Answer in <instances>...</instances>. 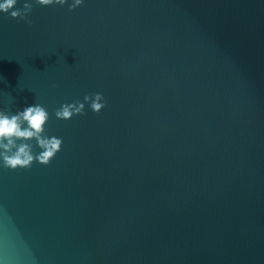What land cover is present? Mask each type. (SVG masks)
Masks as SVG:
<instances>
[{"label":"water","instance_id":"95a60500","mask_svg":"<svg viewBox=\"0 0 264 264\" xmlns=\"http://www.w3.org/2000/svg\"><path fill=\"white\" fill-rule=\"evenodd\" d=\"M28 19L0 14V108L40 104L63 144L0 168V264H264V0ZM95 94L99 114L55 117Z\"/></svg>","mask_w":264,"mask_h":264},{"label":"clouds","instance_id":"9594fccd","mask_svg":"<svg viewBox=\"0 0 264 264\" xmlns=\"http://www.w3.org/2000/svg\"><path fill=\"white\" fill-rule=\"evenodd\" d=\"M20 0H0V14L10 15L14 20L28 19L33 2L41 7L68 6L73 11L82 6L84 0H25L22 8H16ZM85 104L99 114L105 107L101 94L85 96L84 102L76 101L62 105L55 111L58 120L68 121L74 116L83 115ZM49 113L40 104H33L12 113L0 108V168L15 171L30 169L34 163L48 166L61 151L63 141L45 134Z\"/></svg>","mask_w":264,"mask_h":264}]
</instances>
